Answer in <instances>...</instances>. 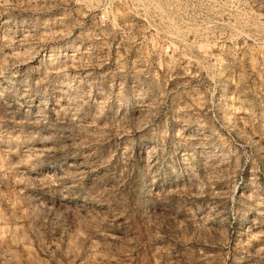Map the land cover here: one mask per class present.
I'll use <instances>...</instances> for the list:
<instances>
[{
  "label": "rangeland",
  "instance_id": "rangeland-1",
  "mask_svg": "<svg viewBox=\"0 0 264 264\" xmlns=\"http://www.w3.org/2000/svg\"><path fill=\"white\" fill-rule=\"evenodd\" d=\"M0 264H264V0H0Z\"/></svg>",
  "mask_w": 264,
  "mask_h": 264
}]
</instances>
